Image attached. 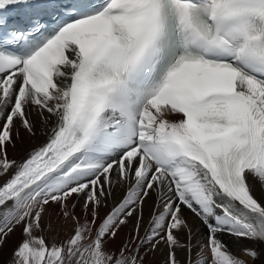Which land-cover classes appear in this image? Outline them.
<instances>
[{"label":"snow or ice","instance_id":"6c2138e0","mask_svg":"<svg viewBox=\"0 0 264 264\" xmlns=\"http://www.w3.org/2000/svg\"><path fill=\"white\" fill-rule=\"evenodd\" d=\"M33 112L46 140L13 159ZM257 186L264 0H0V249L23 237L10 264H145L161 245L164 264H255Z\"/></svg>","mask_w":264,"mask_h":264},{"label":"bare ground","instance_id":"6f19581e","mask_svg":"<svg viewBox=\"0 0 264 264\" xmlns=\"http://www.w3.org/2000/svg\"><path fill=\"white\" fill-rule=\"evenodd\" d=\"M30 119L33 120L35 123V129L36 134L35 136H30L26 132H24L21 129V136L16 140L15 147H12L11 145L8 147V155L16 160L22 159L31 149L38 147L41 143L45 142L46 136H45V127L43 125L42 119L37 116L35 112H33L30 115ZM50 127V125H49ZM256 194L259 197L264 198V190H261L259 186L255 189ZM115 198L119 199L121 193L119 190L115 192ZM151 201H149V204ZM109 206H111V200L109 201ZM79 211V208L77 209ZM147 213H148V206L145 207V220H147ZM185 216L187 217V220L189 224L192 225L193 230L196 231H203V227L198 220L190 211L185 209L184 212ZM49 215H51V223L54 227L59 228L64 222L62 220L57 219V208L56 206H52L48 209V214L45 215L44 220L45 224L49 222ZM129 229L125 228L119 235V237L114 241L115 245H120V243L126 239L127 233ZM21 230L17 229L14 234H12L8 240L7 243L3 246L2 249H0V264H10V261L12 259V252L13 249L16 247L18 242L22 239ZM227 242L234 246V241L231 239L225 237ZM244 244L255 247L261 252L260 259L255 261V264H264V243H256L253 244L250 241H244ZM166 249L163 245H161V248L158 249L155 253H150L145 260V264H164L165 258H166ZM178 257L181 261L184 259V254L178 252Z\"/></svg>","mask_w":264,"mask_h":264}]
</instances>
